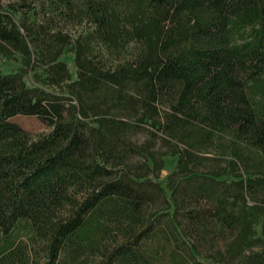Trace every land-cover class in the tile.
Segmentation results:
<instances>
[{"label": "trees", "instance_id": "obj_1", "mask_svg": "<svg viewBox=\"0 0 264 264\" xmlns=\"http://www.w3.org/2000/svg\"><path fill=\"white\" fill-rule=\"evenodd\" d=\"M0 55V264H264V0H0Z\"/></svg>", "mask_w": 264, "mask_h": 264}, {"label": "rangeland", "instance_id": "obj_2", "mask_svg": "<svg viewBox=\"0 0 264 264\" xmlns=\"http://www.w3.org/2000/svg\"><path fill=\"white\" fill-rule=\"evenodd\" d=\"M68 62L70 69L75 73V68L72 61V54L66 53L62 56ZM17 66V63L12 60H7L0 55V69L3 71H10ZM13 120L19 123L25 129L31 131L32 133H39L43 131H48L50 127L42 122L37 116L32 115H16L13 117ZM175 159L171 157L166 158V166L161 171L160 180L165 181L166 175L173 168Z\"/></svg>", "mask_w": 264, "mask_h": 264}]
</instances>
